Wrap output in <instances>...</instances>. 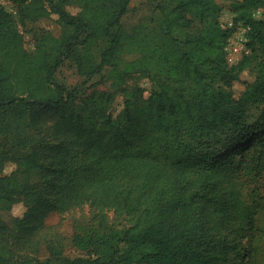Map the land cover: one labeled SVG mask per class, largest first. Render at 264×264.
<instances>
[{
  "label": "trees",
  "instance_id": "trees-1",
  "mask_svg": "<svg viewBox=\"0 0 264 264\" xmlns=\"http://www.w3.org/2000/svg\"><path fill=\"white\" fill-rule=\"evenodd\" d=\"M7 1L22 22L30 7L40 12L46 3L71 31L48 57L19 60L21 73L0 58V169L15 165L0 172V209L24 206L11 228L0 220V264H25L18 246L35 240L46 215L83 203L119 213L126 224L109 228L101 215V230L79 237L94 257L56 256L58 264H264L253 221L260 202L245 186L264 173V19L237 17L262 57L235 98L238 71L224 55L234 27L222 29L212 17L214 0H162L158 30L143 45L141 69L153 89L145 99L125 95L115 114L109 95L92 98L82 116L77 87L54 72L67 58L85 76L100 72L125 37L120 19L130 0H75L76 14L66 10L70 0ZM263 3L243 0L239 8ZM10 16L0 7V49L12 43ZM92 40L103 42L98 57L76 52ZM14 82L25 87L11 89ZM249 106L258 111L250 118ZM43 112L46 139L32 134Z\"/></svg>",
  "mask_w": 264,
  "mask_h": 264
},
{
  "label": "rangeland",
  "instance_id": "rangeland-1",
  "mask_svg": "<svg viewBox=\"0 0 264 264\" xmlns=\"http://www.w3.org/2000/svg\"><path fill=\"white\" fill-rule=\"evenodd\" d=\"M161 1H129L126 12L120 19L125 37L116 50L114 58L100 72L90 76L83 75L77 69L73 58L65 59L56 69L54 78L57 81L64 83L70 90L77 87V98L74 101L77 113L86 116L88 113L84 105L91 103L92 98L97 102L109 95L112 99L111 107H109L115 114L125 105V95L131 96L136 93L141 99L148 96L154 85L150 77L147 76V72L141 69L142 55L145 53L143 45L145 37L148 38L158 30L161 19L159 11ZM214 2L216 9L212 17L217 19L222 29L234 27L224 46V55L227 65L236 67L235 69L238 71V77L230 88L233 97L237 98L244 90L243 81L252 80L257 76L262 57L257 50H252L247 44L249 25L245 24L241 18L237 19L240 15H248V13L251 18H254V8L250 12L239 8L243 0H214ZM67 3L66 10L69 13L76 14L79 11V2L70 0ZM44 5V10L40 12H36L33 6L30 7L28 16L22 22L21 14L17 8L7 0H0V7L11 14V27L8 32L13 35L12 43L6 46V49H0V58L6 63V67L15 68L18 73L23 71L19 60L39 62L43 56L48 57L50 47L57 37L66 36L71 31V28L63 25L57 16L50 12L51 8L48 4ZM234 7L238 8L233 10ZM36 13L37 16H34ZM194 21L197 19L195 18ZM198 25L196 24V27ZM102 47V41L92 40L84 47L79 46L76 52L83 56L96 58ZM20 54H22L21 59ZM162 79L167 81L164 75H162ZM24 87V84L19 82H14L11 85V89L15 90ZM247 112L250 114L249 118L258 113L252 106L248 107ZM42 114L39 124L32 130V134L35 137L41 136L46 139L50 115L45 112ZM14 166L12 162L4 163L0 169L1 175L9 174ZM248 181L249 185L245 186L248 189L256 190L258 195L256 199L260 202L253 221L255 227L260 230L258 233L260 238L258 242L256 239L255 243L256 245L259 243L256 255L261 260L264 256V173L262 176ZM23 210L24 206L21 202L15 203L11 209H0V220L9 229L12 227L13 217L21 215ZM101 215L106 219L109 228L120 229L126 224L123 215L88 203L75 206L62 213L50 211L45 217V228L35 236V240L32 242L19 244L18 251L26 255L28 261H25V264H58L56 256L94 257V255L88 254L90 247L82 245L79 242V237L101 230ZM2 243L3 241H0V244Z\"/></svg>",
  "mask_w": 264,
  "mask_h": 264
},
{
  "label": "built area",
  "instance_id": "built-area-1",
  "mask_svg": "<svg viewBox=\"0 0 264 264\" xmlns=\"http://www.w3.org/2000/svg\"><path fill=\"white\" fill-rule=\"evenodd\" d=\"M254 19H264V5L257 6L253 10Z\"/></svg>",
  "mask_w": 264,
  "mask_h": 264
}]
</instances>
